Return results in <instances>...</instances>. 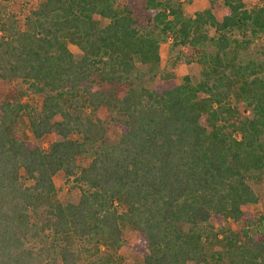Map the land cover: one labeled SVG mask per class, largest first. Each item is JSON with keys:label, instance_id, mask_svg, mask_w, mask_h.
Returning <instances> with one entry per match:
<instances>
[{"label": "trees", "instance_id": "trees-1", "mask_svg": "<svg viewBox=\"0 0 264 264\" xmlns=\"http://www.w3.org/2000/svg\"><path fill=\"white\" fill-rule=\"evenodd\" d=\"M207 1L185 17L147 0L160 33L199 61L209 40L202 29L218 35L216 83L167 75L153 88L128 77L136 63L159 62L158 41L112 0H23L21 15L0 10V81L41 99L37 107L21 103L26 93L0 101V264H113L122 227L137 233L130 248L142 264H205L217 240L224 264H264V216L245 210L258 202L251 175L264 172V59L226 75L221 58L227 32H264V4ZM219 1L221 21L211 11ZM110 104L113 140L105 122L84 113ZM19 121L45 147L18 133ZM57 176L79 188L76 203L57 200ZM223 221L239 229L214 228ZM100 248L113 253L95 263Z\"/></svg>", "mask_w": 264, "mask_h": 264}, {"label": "rangeland", "instance_id": "rangeland-1", "mask_svg": "<svg viewBox=\"0 0 264 264\" xmlns=\"http://www.w3.org/2000/svg\"><path fill=\"white\" fill-rule=\"evenodd\" d=\"M23 0H0V10L6 13L10 12L20 14L22 9H18L17 4ZM120 10L128 11L132 14L133 19L136 21L137 29L145 34L153 36L158 41L159 47V62L154 65H142L136 63L135 69L132 70L128 77V82L132 87L140 88L147 87L153 88L161 78L167 75H173L175 81L183 83L184 79H188L191 85H196L201 82H206L209 85L216 83L219 72H214L211 69L210 57L214 56L216 48L213 44L218 35L214 29L206 26L202 29L209 40L204 44L203 50L206 55V62L198 60V55L194 51L180 46L172 35L164 36L160 33L159 29L155 27L152 19L147 14L146 2L147 0H112ZM163 3H169L173 6H179L185 17H192L198 12H202L209 9V3L207 0H158ZM250 6L264 4V0H245ZM18 7V8H17ZM216 20L221 21L227 9L219 1L218 7L211 10ZM21 15V14H20ZM19 15V16H20ZM107 21H102V25H105ZM226 37L229 41L228 48L221 54V58L224 64V69L227 74H233V68L238 65H246L250 62L258 64L264 59V32H250L249 28H234L230 32L226 33ZM70 51L74 54L75 58L79 57V53L75 46L69 47ZM21 93H26V96L22 98L21 103H28L33 107H37L40 104V97L32 94L27 87L15 83H3L0 81V101L13 100L18 101ZM113 105V104H112ZM111 104L101 107L97 113H91L89 110H85V115L91 118H99L105 122L108 126V139L113 140L118 136V132L112 127V121L117 118L116 109ZM240 112L242 115L247 116L249 111L246 110L244 104H239ZM244 113V114H243ZM16 131L21 133L23 131L25 137L34 145H43L40 141H36L26 124L23 121H19ZM55 139L58 137L54 136ZM249 185L258 197L256 204L248 205L245 210L251 212L254 219L264 216V172L254 173L251 175ZM56 198L62 204L76 203L78 201L80 190L75 186L72 180H65L62 176H57L55 179ZM214 228L218 231L222 230H238L239 228L230 223V221H223L222 223H213ZM121 237L124 241L123 246L112 254V251L108 253L112 254L113 264H142L141 258L136 255L131 246L136 243L138 237L137 233L130 230L128 227L121 228ZM219 236L218 239H221ZM219 241V240H217ZM212 241L211 246H207L205 253L209 255L207 263L205 264H224V261L219 258L217 253H221V243ZM102 253L94 258L95 263L100 260H104L106 255L104 248H100ZM209 250V252H208ZM211 255V257H210ZM91 259L83 257L78 264H92Z\"/></svg>", "mask_w": 264, "mask_h": 264}]
</instances>
